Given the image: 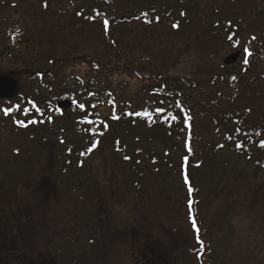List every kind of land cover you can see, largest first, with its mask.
Instances as JSON below:
<instances>
[{"label":"trees","instance_id":"16d2710c","mask_svg":"<svg viewBox=\"0 0 264 264\" xmlns=\"http://www.w3.org/2000/svg\"><path fill=\"white\" fill-rule=\"evenodd\" d=\"M48 1L41 0V3ZM160 1L90 0L82 21L96 29L98 36L103 33L106 45H99L93 53L82 57L78 55L80 49L76 51V47L69 42L58 52L51 49L41 54L36 67L25 68L29 87L24 82L19 84L17 94L4 102L7 105L5 109L9 110L6 122L14 121L16 130L20 129L19 122H23L25 126L21 127V131L27 135L30 133L28 136L31 138L48 134L50 142L47 145L54 146L58 152L63 149L57 162L63 165V174L67 176L73 167L82 170L85 159L93 156L99 144L109 138V131L101 119L102 110L111 109L105 104L110 96L107 83L114 80V84L119 83L125 88L129 86L127 80H136L141 93L150 99L145 104L157 103L164 109L132 120V127L142 121L144 128L142 133L135 132L130 141L127 139L130 131H114L111 145L114 157L118 158V163L114 161V180L119 177V184L114 185V252L122 251L125 256H130V264H230L228 254L233 256L234 261L248 260V253L252 252L251 239L242 238L238 243L239 249L234 247L233 240L238 234L235 219L241 211H250L252 225L247 230L249 234L256 232L257 220L264 221V147L260 146L264 142V69H261L260 61L264 59V34L258 38L254 36L251 33L254 22L249 20L256 7L246 0H228L231 8H226L223 19V15L219 17V22L215 23L216 31L211 34L218 35L216 40L224 47L227 43L234 47L235 41L253 35L249 38V46L240 48L246 54L240 62L245 61L246 66L230 69L213 65L210 59H219V53L201 47L195 54L210 68H205L207 72L210 70L208 86L217 90L211 96L206 95V85H202L200 92L203 90L204 93L198 92L195 98L193 95L199 86L193 83L197 84V80L180 77L173 80L167 70L162 72L160 69L154 74L137 69L131 57L134 42L126 47L114 34V29L119 31L123 26L132 24L154 27L168 23L176 32L180 29L177 25L183 22L190 29L195 24L193 33L199 27L207 29L208 21L199 17L198 7L185 0L176 3ZM190 17L196 21L190 22ZM246 33L248 35H244ZM230 36L232 40H229ZM40 45L39 51H44L49 42ZM78 69L86 71L85 79L77 72ZM219 69L222 75L218 73ZM230 71L235 72L227 75ZM7 75L14 78L11 73ZM51 75L55 76L58 87H53L55 93L43 92L45 86L37 80H43L46 85L45 81ZM74 79L76 83L69 85L68 81ZM120 79L123 81H117ZM174 86L181 87L185 92H179ZM189 87L191 89L187 91ZM157 94L162 97L161 101ZM123 98L126 101L125 94H122L120 103ZM64 100L71 101L72 109L80 116L68 131L58 125L62 120L56 102ZM80 105L84 108L81 109ZM116 111L114 106L115 118L110 119L114 125L130 120L116 116ZM167 142L174 144L169 146ZM258 155L260 157L256 158ZM233 157H247L244 161L240 160L241 164L249 165L254 174L259 173L261 178L255 174V181H261V184H243L244 188L233 186L231 183L236 178H229V174L217 168L223 164L226 170L230 169ZM3 165H0V264H34L33 259L41 261L40 264H48L49 258L44 257L45 253L39 248L42 235L39 226L47 231H51V226L47 220L41 224L34 216L26 214L37 208L33 206L35 201L28 200V195L37 194L36 191L31 192L35 181L19 171L7 175ZM208 165L211 176L205 180L201 171ZM218 172L221 173L220 179L213 176H217ZM165 173L167 176L162 177ZM129 175L135 178L134 197L124 193ZM148 180H151L149 189L153 190L152 205L158 215L140 206L139 194L142 187L148 186ZM63 183L70 185L66 179ZM208 183L217 184L216 191L211 195L216 202H210L206 192L203 194V187L205 189ZM22 184L25 185L26 196L20 198L16 191L22 188ZM90 184V192L83 194L81 199L86 197L87 203L92 194L101 205L98 183L91 181ZM47 194L51 203L53 193ZM31 198H34L33 195ZM98 214L102 215L101 210ZM192 218L196 221L198 232L192 227ZM79 225L78 221H74V227ZM197 237L203 241V247ZM74 241H77L75 237L71 244L76 246L78 241L76 244ZM52 255L54 261L50 260L51 263L58 264L56 255ZM222 258L225 260H217Z\"/></svg>","mask_w":264,"mask_h":264},{"label":"rangeland","instance_id":"374dc122","mask_svg":"<svg viewBox=\"0 0 264 264\" xmlns=\"http://www.w3.org/2000/svg\"><path fill=\"white\" fill-rule=\"evenodd\" d=\"M164 1L167 2L168 0L160 2L163 3ZM169 1L178 2V0ZM185 1L190 5L198 7L197 13L199 17L208 21V25H206L207 29L202 27H199V29L195 28V33H193V26L195 24L193 23L192 29H190L183 22L177 25L180 29L176 32L172 30V27L168 23L154 27H146L143 24H132L123 26L119 31L118 29H114V34L121 38V43L126 47H130L129 44L134 42L131 57L137 69L148 70L154 74L160 69L162 72L167 70L171 76L170 79L175 80L180 77L191 79L192 81L197 80L198 83L193 84L194 86L198 85L199 88L197 89L196 87L197 90L195 89L193 97L197 98L198 92L204 93L203 90L200 92L202 85H206L204 94L211 96L217 89H212L208 86L210 70L207 72L205 68H210L201 62V60H198L199 58L195 53L201 47L217 50L220 55L218 56L219 59L216 60L217 57H215V59L210 60L213 65H221L223 67V62L228 56L238 51L243 52L244 50L240 48H247L249 46V41L251 42L250 37L254 35L258 38L261 34H264V0H246L249 4H253L256 7L251 13V17H249V20L254 22V29L251 30L253 35L242 37L240 41H235L234 47L229 43H227V47H224L222 42L221 46L218 39L216 40L218 35L211 34L213 31H216L215 23L219 22V17L223 15V19L226 15V10L231 8L229 7L228 0ZM243 1L245 2V0ZM42 3L41 0H23L21 22L18 28H16V34H14L16 38L11 37L12 39H7V46H12L13 43L18 44L12 48V56H4L5 59H1L0 61V73L2 72L6 76L11 73L14 76V79L18 82L17 92L19 84L22 85L23 82L26 83V87H29L30 83H27L29 77L26 74L28 71L25 68L32 65L36 67L37 59L45 51L56 49L58 52L61 46H67L69 42L70 45L76 47V51H78L77 48L80 49L78 55L82 57L88 56L97 47H100L99 45L106 43L102 39L103 33H99L98 36L96 29L89 27L82 21L86 13L84 9L87 7V3H90V0H49ZM28 9L32 10L28 11ZM215 11H219V13ZM189 20L190 22L196 21L192 17ZM244 35H248V33ZM44 40L49 42V46L44 51H39L40 43H45ZM4 45L5 42L0 46V50ZM256 48H259L258 44H256ZM73 50L75 49L73 48ZM242 57L246 58L244 52L237 64L229 68L234 67L237 69L240 66L245 68V61L240 62V60L242 61ZM260 61L262 63L261 69L263 70L264 59ZM77 72L81 73V77L85 79L86 71L84 69H80ZM232 72L235 71H230L226 74L232 75ZM218 73L222 75L220 69ZM37 81L43 87L45 86L42 90L43 92L55 93L53 87H58L54 75H51L45 81L46 85L43 83V80ZM110 82V84L107 83V89L110 93L108 99L113 102L105 100V104L107 106L110 105L111 109H104L101 114V119H103L102 121L109 131V138L104 139L99 144L98 151L93 156L91 155L88 159H85L86 164L82 170L73 167L69 170L67 176L63 174V165L57 162L61 157L60 152L63 149L61 148L58 152L54 146H48L47 142H50V139L47 137L48 134L38 138H31V136H28L30 133L27 135L26 132L21 131L22 126H20L19 130H16V123L14 121L7 123L6 115L3 109H0V118L3 120L2 122L0 120V165L4 163L3 167H6L7 175L19 171L20 173H24V176L29 177V180L35 181L33 183V187L35 188H32L33 191L31 192L36 191L37 194H32L34 198H31V194L27 195L28 200L35 201L33 206L35 205L37 208L26 212V214L34 216L37 222H42L41 224H43L44 220H47L51 226V231H47L42 226H39L40 234L42 233L39 248L40 252L45 253L43 256L49 258L48 264H53L50 261H54L51 257L53 256L52 254L56 255V262L58 264H69L67 262H73L74 264H123L124 262V264H130L132 262V258L125 256L122 251L114 252V185L119 184V177L114 180V161L118 163V158L117 156L116 158L114 157V147L111 145V142L114 141V131L124 133L125 131H130L127 135V139L130 141L135 132L142 133L144 128L142 121L137 125L134 124L133 127L131 126L132 122L138 118L142 119L143 115L151 113L154 110L164 109V107H158L157 103L146 105L145 102L150 99L141 93V87L136 80H127L129 86L125 88L119 86V83L114 84V80ZM75 83V79L68 81V84L71 86ZM174 87L179 92H185L181 87ZM190 89L191 87L186 90L190 91ZM128 92L130 93L128 94ZM122 94L126 95L128 103H126L124 98L120 103ZM157 97L160 101L162 100V97L158 94ZM114 106L117 109L116 116L123 120L130 119L131 121H126L127 124L121 122L117 126L114 125ZM5 107L7 105L0 102V108L5 109ZM86 108H89V106ZM79 118L78 112L71 108L65 114L61 112L60 119L62 122H58V125L68 131ZM110 119L113 120L110 121ZM27 138H30V140ZM173 144L171 142L168 143L169 146H173ZM146 150L149 152L147 148ZM160 150L159 148V152ZM258 157L260 155L256 158ZM246 158L233 157L230 162L231 167L230 169L228 167V170H226L227 168L223 164L217 167L218 170L224 171L227 175L229 174V178H236V181L231 183L235 187L244 188L242 185L248 183H252L255 186L258 183L261 184V181L258 183L255 181V174L260 177L259 173L255 172L254 174L249 165L244 162V164H241ZM241 159L242 161H240ZM134 170L137 169L134 168ZM209 171L210 167L208 165L201 171L202 179L207 180V178H210L211 174ZM166 176L167 173L162 177ZM213 176L220 179L221 173L218 172L217 176L215 174ZM239 177L243 178L238 179ZM224 178L226 177L224 176ZM6 179L8 178L6 177ZM65 179L70 185H63V180ZM91 181L97 182L101 189V205L96 201V198L92 197V194L87 203L86 197L81 199L83 194L90 192ZM150 181L148 180V186L142 187L140 191V206L154 211L155 206L152 205L153 190L149 189L151 186ZM134 184L135 178L129 175L125 186L127 191H124L128 197L135 196L133 190ZM216 185L215 183H208L205 189L203 187V194L207 193L210 202H216L215 197L211 196L213 195L212 192L216 191ZM21 186L22 188L19 187L20 189L16 191L20 195V198L22 195L26 196V191L23 190L25 185L22 184ZM49 192L53 193L50 196L51 203L48 201L47 193ZM59 202H61V205ZM132 204L136 205L134 201H132ZM121 208L124 210L123 205ZM100 210L102 215L98 214ZM209 210H212V213L214 212L212 207ZM249 213L248 209L243 210L240 212L238 218L235 219L238 234L236 240L234 239V243H232L234 247L239 249L238 243L242 238L251 239L249 241L252 246V252L248 253L250 258L243 261H240V259L234 261L233 256L228 254L227 258L231 259H229L230 264L233 262L234 264H252V262L264 264V221L257 220L255 222V225L257 223L256 232L249 234L247 230L252 225V218ZM74 221H78V224H80L77 228L73 226ZM74 237L79 245L74 246L71 244ZM77 241L73 243L76 244ZM217 260L224 261L225 258ZM32 261H34V264H40L39 262H41L39 260L36 262L34 259ZM20 262L22 261L20 260Z\"/></svg>","mask_w":264,"mask_h":264},{"label":"flooded vegetation","instance_id":"af4514ba","mask_svg":"<svg viewBox=\"0 0 264 264\" xmlns=\"http://www.w3.org/2000/svg\"><path fill=\"white\" fill-rule=\"evenodd\" d=\"M22 7L23 0H0V46L5 42L4 47L0 50V61L1 59H5L7 55L12 56V48L18 44L13 43L12 46H7V39L11 37L16 38L14 34H16V28H18L21 22ZM30 10L32 9H28V11ZM0 76L5 75L1 72ZM5 101L0 100L3 103ZM63 113L65 114L66 112Z\"/></svg>","mask_w":264,"mask_h":264},{"label":"water","instance_id":"95a60500","mask_svg":"<svg viewBox=\"0 0 264 264\" xmlns=\"http://www.w3.org/2000/svg\"><path fill=\"white\" fill-rule=\"evenodd\" d=\"M241 55H242L241 51L231 54L224 60L223 62L224 66L230 67L237 64ZM17 87H18V82L16 79L9 76H0V100H5L14 97L17 93ZM71 107H72V103L68 100L59 102L57 104L58 110L67 111Z\"/></svg>","mask_w":264,"mask_h":264},{"label":"snow or ice","instance_id":"6c2138e0","mask_svg":"<svg viewBox=\"0 0 264 264\" xmlns=\"http://www.w3.org/2000/svg\"><path fill=\"white\" fill-rule=\"evenodd\" d=\"M105 26H107V21H105ZM232 39H233V37L230 36V37H229V40H232ZM253 39H254V38H253ZM245 51H247V49H245ZM249 55H250V53H249ZM80 107H81V109L84 108L83 105H80ZM3 111H4L5 115H8V114H9V110H8V109H4ZM114 118H115V117H114ZM19 124H20V126H25V125L23 124V122H19ZM260 146H261V147H264V142H261ZM186 182H187V180H186ZM189 192H191V188H189ZM189 207L191 208V203L189 204ZM191 223H192V227H193V229H194L195 231L198 232L199 229L196 227V221H195L194 218L191 219ZM197 239H198V242L201 244V247H203V241L200 240L199 237H197Z\"/></svg>","mask_w":264,"mask_h":264}]
</instances>
